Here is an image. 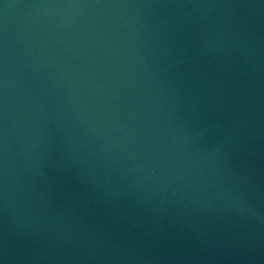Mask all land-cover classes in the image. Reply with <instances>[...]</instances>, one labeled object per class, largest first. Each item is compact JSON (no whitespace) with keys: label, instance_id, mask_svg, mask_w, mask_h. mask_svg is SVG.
<instances>
[{"label":"water","instance_id":"1","mask_svg":"<svg viewBox=\"0 0 264 264\" xmlns=\"http://www.w3.org/2000/svg\"><path fill=\"white\" fill-rule=\"evenodd\" d=\"M0 264H264V0H0Z\"/></svg>","mask_w":264,"mask_h":264}]
</instances>
